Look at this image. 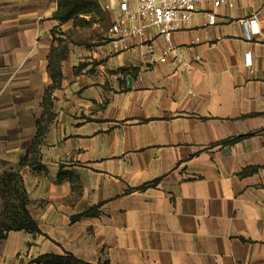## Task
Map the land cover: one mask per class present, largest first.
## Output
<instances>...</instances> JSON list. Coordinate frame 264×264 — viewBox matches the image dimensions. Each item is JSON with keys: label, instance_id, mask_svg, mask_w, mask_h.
Here are the masks:
<instances>
[{"label": "crops", "instance_id": "obj_1", "mask_svg": "<svg viewBox=\"0 0 264 264\" xmlns=\"http://www.w3.org/2000/svg\"><path fill=\"white\" fill-rule=\"evenodd\" d=\"M57 7L0 0V173L19 172L40 232H8L0 264H264V0L201 5L172 34L200 57L188 70L148 62L153 31L114 52Z\"/></svg>", "mask_w": 264, "mask_h": 264}, {"label": "built area", "instance_id": "obj_2", "mask_svg": "<svg viewBox=\"0 0 264 264\" xmlns=\"http://www.w3.org/2000/svg\"><path fill=\"white\" fill-rule=\"evenodd\" d=\"M235 0H102V11L113 14L110 24L103 33V41L114 52L129 51L137 43H144L148 38L149 31L159 36L163 45L154 49L151 45L146 46L147 60L150 64H162L173 62L190 69L192 64L200 59L199 56L188 57L185 47L171 43L172 34L188 29L192 23L193 15L203 4L217 9L221 6L232 8ZM215 24L213 11L206 14V25ZM239 24L245 40H250L257 32L253 18H242ZM199 37L193 38L188 48L198 43ZM155 51V52H154ZM247 66L250 60L246 59ZM190 96L195 94L188 92Z\"/></svg>", "mask_w": 264, "mask_h": 264}, {"label": "trees", "instance_id": "obj_3", "mask_svg": "<svg viewBox=\"0 0 264 264\" xmlns=\"http://www.w3.org/2000/svg\"><path fill=\"white\" fill-rule=\"evenodd\" d=\"M92 0H58L55 18L59 23L72 21L74 25H84V15L88 14L93 5ZM239 137L228 138L221 144L232 143ZM29 151H27L28 153ZM26 158L20 160V165ZM35 168H39L36 166ZM157 180L145 184L138 189L152 186ZM28 198L23 180L17 170L3 171L0 173V240L4 239L10 231H25L28 233H40L37 224L32 219L27 209ZM90 213L86 212L85 214ZM35 264H89L85 263L69 253L63 255L45 254L34 260ZM96 264H109L107 261Z\"/></svg>", "mask_w": 264, "mask_h": 264}, {"label": "rangeland", "instance_id": "obj_4", "mask_svg": "<svg viewBox=\"0 0 264 264\" xmlns=\"http://www.w3.org/2000/svg\"><path fill=\"white\" fill-rule=\"evenodd\" d=\"M90 5H93L91 10L88 14L84 15V20L87 23L84 25H74V31L78 33L77 38L79 39L81 37L96 39L104 33L106 27L110 24L111 19L106 12L101 10L98 0H92Z\"/></svg>", "mask_w": 264, "mask_h": 264}, {"label": "water", "instance_id": "obj_5", "mask_svg": "<svg viewBox=\"0 0 264 264\" xmlns=\"http://www.w3.org/2000/svg\"><path fill=\"white\" fill-rule=\"evenodd\" d=\"M126 80H127V82H128V85H130V83H131V77H130V76H127V77H126Z\"/></svg>", "mask_w": 264, "mask_h": 264}]
</instances>
